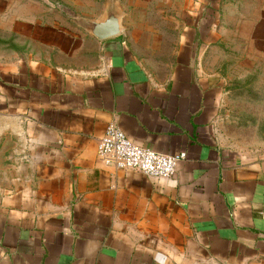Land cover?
I'll return each instance as SVG.
<instances>
[{"label":"crops","instance_id":"0c3cea01","mask_svg":"<svg viewBox=\"0 0 264 264\" xmlns=\"http://www.w3.org/2000/svg\"><path fill=\"white\" fill-rule=\"evenodd\" d=\"M111 4L123 31L100 40L81 21ZM212 4L187 0L179 36L149 32L150 0H0V264H264V153L225 141L195 69ZM110 124L187 157L109 166Z\"/></svg>","mask_w":264,"mask_h":264},{"label":"rangeland","instance_id":"374dc122","mask_svg":"<svg viewBox=\"0 0 264 264\" xmlns=\"http://www.w3.org/2000/svg\"><path fill=\"white\" fill-rule=\"evenodd\" d=\"M150 2V33L188 32L187 21L175 20L183 17L187 0H179L178 9L163 7L162 0ZM211 6L205 26L196 27L206 38L195 44L196 73L220 88L217 120L225 141L264 153V0H213ZM129 11L131 17L144 16ZM163 60L171 65L176 58Z\"/></svg>","mask_w":264,"mask_h":264},{"label":"built area","instance_id":"2783aa9c","mask_svg":"<svg viewBox=\"0 0 264 264\" xmlns=\"http://www.w3.org/2000/svg\"><path fill=\"white\" fill-rule=\"evenodd\" d=\"M99 156L109 166L134 169L155 177H171L186 152L167 154L135 144L117 125L110 124L98 147Z\"/></svg>","mask_w":264,"mask_h":264},{"label":"water","instance_id":"95a60500","mask_svg":"<svg viewBox=\"0 0 264 264\" xmlns=\"http://www.w3.org/2000/svg\"><path fill=\"white\" fill-rule=\"evenodd\" d=\"M82 27L103 40L122 33L121 14L114 4H111L106 10V16L103 20L82 19Z\"/></svg>","mask_w":264,"mask_h":264}]
</instances>
